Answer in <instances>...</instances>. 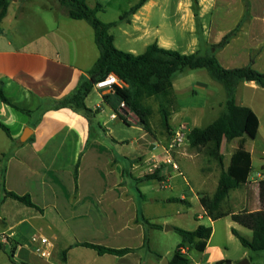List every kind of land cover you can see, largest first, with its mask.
I'll return each instance as SVG.
<instances>
[{"label": "crops", "instance_id": "obj_1", "mask_svg": "<svg viewBox=\"0 0 264 264\" xmlns=\"http://www.w3.org/2000/svg\"><path fill=\"white\" fill-rule=\"evenodd\" d=\"M17 1H10L0 20V88L12 103L36 109L40 98L59 99L73 90L81 76L87 77L98 57V50L93 34L90 35L86 25L81 23L83 20L71 19L69 23L58 19L59 11L66 13L55 0L39 3L24 0L20 4ZM105 1L108 0H85V3L90 8L98 6L96 14H101L105 10ZM211 2L213 0H197L199 17L211 7ZM190 7L191 0L146 1L128 21L123 22L125 27L121 34L128 45L127 52L140 54L137 49L143 52L152 42L173 49L174 40L167 35L175 33V30L166 27L178 25L184 11L190 13L192 20L194 16ZM261 9L264 11V2ZM27 13L35 19L32 23L36 25L34 33L14 24L23 21L21 17ZM251 24L246 23L244 27L245 44L234 49L238 55L244 54L240 55L246 61L244 66L249 64L250 56L259 58L262 68L258 71L264 72V49L256 50L255 46L249 45L257 41L256 35L254 38L247 35ZM261 26V42H264V15ZM116 27L120 39V22L112 28ZM112 28L109 33L117 48L115 37L110 32ZM256 65L257 62L252 67L255 69ZM94 90L93 87L84 99L90 120L71 107L50 108L40 117L38 124L31 127L25 114L0 102V122L9 132V137L2 130L3 135H0V176L3 170L4 188L18 195L28 194L32 203L41 209L25 206L10 198H0V237L6 239L5 242L0 239V244L2 249L8 247L11 250L12 257L5 264H71L74 260L76 264H85L84 257L97 264H104V260L110 261L109 264H141L138 251L147 242L146 229L152 228L141 225L138 213L148 219L152 217V212H148L150 207L155 213L157 210L153 208L165 212L169 202L176 200L184 205L187 201L196 202L203 212L198 194L194 193L199 190L178 179L179 175L162 163L163 150L152 149L137 140L132 154L135 156L123 157L128 166L120 165L116 157L105 154L111 149L100 134L93 133L92 117L104 131V137L109 136L111 144L116 146L120 139L111 133L117 122L129 127L138 123L130 112L121 113L123 119H120L117 115L119 104L111 92L99 90L96 92L97 103L90 106L88 99ZM104 94L109 96L108 102L103 101ZM237 105L246 104L238 102ZM114 114L117 116L111 118ZM27 128L31 132L26 131ZM142 132L139 139L147 134ZM137 161H142L143 165L139 166ZM76 164L77 178L74 182ZM152 168L157 179L137 180L142 172L150 173ZM135 173L137 177H132ZM124 176L133 180L137 196L130 193L127 186L131 187L132 183L127 184ZM163 182H167V186L161 187ZM173 189H177V196L172 194ZM164 190H168L169 195L162 194ZM198 225L200 222L196 227ZM160 226L162 231L169 227L166 222ZM236 231L240 234L238 229ZM35 235H42L50 242L48 257L34 251L36 244L31 243L30 238ZM90 237L93 240H89ZM208 241L202 252L203 262L224 261L222 252L209 250ZM83 242L133 251L123 256L99 255L92 249L77 245ZM132 242L136 244H129ZM148 250L152 253L149 247ZM151 253L148 264H156L152 261L156 255ZM158 256L159 261L164 258L163 255Z\"/></svg>", "mask_w": 264, "mask_h": 264}, {"label": "rangeland", "instance_id": "obj_2", "mask_svg": "<svg viewBox=\"0 0 264 264\" xmlns=\"http://www.w3.org/2000/svg\"><path fill=\"white\" fill-rule=\"evenodd\" d=\"M23 1L24 0H18L17 3L20 4ZM33 1L37 3L42 2V0ZM135 1L136 0L105 1L104 13L96 14V17L100 21H116L119 15ZM263 2L264 0H213V2H211V7L209 6L201 17L198 16L199 6L197 4L195 8L197 17H193L191 20L190 13L184 11L185 13L181 16L178 25L166 27L172 31L175 30V33L171 32L167 36L173 38V49L180 53H203L212 50L217 60L224 68L244 66L246 61H244V57H240V55L244 54L238 55L239 53L235 52L236 49L234 48L245 44L244 40L247 36H245L244 27L246 23L251 24L254 22L248 26L247 35L249 37L253 36V38L254 35H256L257 41H253L249 45L255 46L256 50L264 49V42H261L260 35L262 28L261 18L264 15V11L261 9ZM190 8L192 10V7ZM29 13H31V10ZM29 13L21 17L23 21H18V23L16 22L14 24L18 26L17 28H29V32L34 33L36 25L32 23L35 19L31 18ZM130 17L131 16L128 18ZM58 19L61 21H68L69 23L72 21L67 15L60 11L58 13ZM124 22H126V20ZM81 23L86 25L87 31L92 35L93 32L91 27L85 21ZM124 27L125 24L120 22V39L117 27L112 28L110 32L115 37L117 49L127 52L128 45L121 34V29ZM68 32L71 33V31ZM226 35H229V37L221 43L223 37ZM137 52L141 53L142 49H137ZM249 59L248 65L252 67V65L257 62L255 69L259 70L262 68L259 58L250 56ZM96 92H99V90H94L88 99L92 107L97 103ZM235 99L237 100V104L238 102L244 103L246 104L244 106L250 108L254 112L258 120V125L255 132L245 136L244 148L250 153L252 159V166L248 178L241 187L228 192L221 205V211L230 214L262 210L264 207V201H261L259 196V187L261 184H263L264 189V89H261L253 83H240L236 88ZM224 100L225 94L223 88L218 83L211 80L204 69L184 70L181 74H177L173 77L172 86L165 96L159 98H142L141 103L148 108L150 112L148 116L149 131H145L147 134H144L142 138L139 139L140 135L143 133V129L139 124H133V127H129L121 121H118L116 128H112L113 131L111 134L115 136V138L120 139V144L117 146L113 145L110 142V137H104V131L98 127L97 121L92 117L91 123L93 133L100 134L101 137L107 141L106 144L111 150L106 152V155L114 156L120 162V165L128 166L123 157L135 156L132 154L137 140L138 143L142 141L146 146H150L152 149L163 150L168 146L177 126L181 124L185 137L191 128H203L207 126L217 118L223 110ZM160 105L169 113L170 130L164 129L161 125L159 115ZM83 115L84 118L90 120L89 116ZM0 135H3L1 129ZM237 144L238 140L229 142L224 140L222 142L220 153L223 155V161L222 164L219 165L215 160L207 156L205 149L191 148L185 139L183 144L178 147L175 146L171 151L172 160L177 164L181 175L175 170L174 173L175 175H179L177 176L178 179H183L185 182H188L192 188L195 187L199 190L198 192H194L196 195L198 194V199L202 197H211L216 188L219 173L228 165L230 155L237 147ZM129 153L130 155H128ZM138 165L142 166L143 162H138ZM136 173L132 177H137ZM140 175H144V172ZM123 178L128 181L127 184L132 183V186L130 187L128 185L127 188L132 195L137 196L135 189L136 185L133 183V180L126 176ZM164 184V187L167 186V182H164ZM176 190L177 189H173L172 194L174 196H177L175 195ZM161 193L169 195L168 190H164ZM1 197L2 189L0 181V198ZM167 207L168 210L165 212L159 210V208H153L154 211L157 210V214L151 211L152 207H150L148 212H152V217L147 220L157 225H162L166 222L169 226H174L186 231L194 230L196 224L200 222L201 225H206L211 228L212 233L208 241L209 250L212 251L213 249H217L222 252L225 259L223 264H264V250L251 251L246 249L242 247L239 241L231 234V229H238L240 234L246 239L251 237L249 230L233 223L229 216L219 218L210 223L204 210L203 213L196 202L191 203L187 201V204L184 205L179 200H176L169 202ZM159 213H163L166 216H160ZM198 216H201V218H198ZM141 225L144 227L142 222ZM145 236L147 242L144 248L138 251L141 257V264L149 263L148 255L151 252L148 250V247L152 251L151 254L155 253L154 255L160 254L164 256L160 261L158 259L160 257L156 256V258H152L154 263L168 264L173 256L174 250L181 243L180 236L171 230L162 231L154 228L149 230L146 229ZM89 240H93V237H90ZM129 244L136 243L132 242ZM183 248L184 249L181 250L180 253L182 258L187 260L186 264H208L203 262L204 257L202 252H197L188 245ZM11 258V250L8 247L2 249L1 246L0 264L7 263L8 259L11 260ZM84 261L85 264H97V262H93L89 257H84ZM103 263L109 264L110 261L104 260ZM15 264L19 263L15 262ZM71 264H76L75 260L71 262Z\"/></svg>", "mask_w": 264, "mask_h": 264}, {"label": "trees", "instance_id": "obj_3", "mask_svg": "<svg viewBox=\"0 0 264 264\" xmlns=\"http://www.w3.org/2000/svg\"><path fill=\"white\" fill-rule=\"evenodd\" d=\"M10 1L0 0V20L4 16ZM55 1L64 8L70 19L83 20L92 28L94 44L98 50L97 59L87 72V77L81 76L73 90L59 99L40 98L38 107L29 109L12 103L0 88V102L25 114L30 119L31 127L36 126L40 117L50 108L71 107L88 116L90 111L85 107L84 99L97 82L103 80L108 74H114L122 82V85H113L112 97L117 100L118 104L123 102L127 111L136 117L139 126L148 132L150 112L141 103L142 98L163 97L171 88L172 79L175 75L181 74L184 70L204 69L210 79L218 83L224 90L223 110L207 126L191 128L186 136L188 145L191 148L205 149L207 156L221 165L223 161V155L220 153L222 141L238 140V144L230 155L228 165L220 171L213 194L208 198H200L199 203L211 221L229 216L232 222L250 231L251 237L246 239L235 229H231V234L242 247L251 251L264 250V207L262 210L235 214L221 211L222 202L228 192L241 187L248 178L252 165L251 155L244 148L245 136L255 132L258 125L257 117L250 108L236 104V88L240 83H253L264 89V72H260L250 65L224 68L212 50L203 53L183 54L173 49L160 47L156 42L148 44L144 51L137 55L117 49L114 46L113 37L109 33L110 28L115 27L118 22L128 21L127 18L133 15L148 0H137L119 16L117 21L109 23L100 21L96 17L98 6L90 8L85 0ZM196 5L197 1L191 0L194 17H197ZM228 37L229 35L223 37L221 43L227 40ZM102 99L104 102H108L109 96L104 94ZM117 115L120 119H123L121 113H117ZM159 115L162 127L169 130V113L162 105L159 106ZM0 129L9 137L8 129L1 122ZM77 167L76 164L73 169L74 182L77 178ZM152 179H157L155 172L137 178V180ZM1 189L3 198H10L25 206L41 210L32 203L28 194L18 195L5 190L3 170ZM259 189L260 199L264 201L263 184L260 185ZM138 218L142 224L150 228H162L160 225L150 223L140 213H138ZM167 229L175 232L181 238V243L174 250L168 264H186L187 260L182 258L180 250L188 245L197 252H203L211 235V228L204 225H198L192 231L174 226H169ZM77 245L92 249L99 255L123 256L133 251V249L128 248L114 249L87 242L78 243ZM223 263L224 261L220 260L214 264Z\"/></svg>", "mask_w": 264, "mask_h": 264}, {"label": "built area", "instance_id": "obj_4", "mask_svg": "<svg viewBox=\"0 0 264 264\" xmlns=\"http://www.w3.org/2000/svg\"><path fill=\"white\" fill-rule=\"evenodd\" d=\"M113 85L116 86H121L122 82L114 75V74H108L103 80L97 82L94 85V88L100 90V91H108L111 92ZM126 113L128 112L127 109L125 108L123 102L119 103V113ZM117 115H111V118H115ZM186 139L185 137V133L183 131L182 126L179 125V127H177L176 130H174L173 132V136L172 139L170 140V142L168 143V146L163 149V153H164V158L162 163L169 165L171 167L172 170H175L178 172V174L181 175V173L178 170V166L177 164L172 160L171 157V151L175 146H180L181 144H183L184 140ZM154 168V167H153ZM152 169H149V172L153 171ZM164 182L161 183V187H164ZM0 239L2 241L5 242V237H0ZM31 243L36 244L34 251L42 256V257H48L50 255L49 252V247H50V242L48 241V239L42 235H35L32 236L30 238ZM183 250V249H181ZM180 250V252H181Z\"/></svg>", "mask_w": 264, "mask_h": 264}, {"label": "water", "instance_id": "obj_5", "mask_svg": "<svg viewBox=\"0 0 264 264\" xmlns=\"http://www.w3.org/2000/svg\"><path fill=\"white\" fill-rule=\"evenodd\" d=\"M26 131H29V132H31V129L27 128V129H26Z\"/></svg>", "mask_w": 264, "mask_h": 264}]
</instances>
